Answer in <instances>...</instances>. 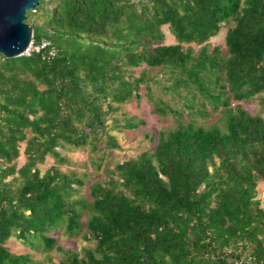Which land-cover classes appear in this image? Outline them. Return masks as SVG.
<instances>
[{
    "label": "trees",
    "instance_id": "obj_1",
    "mask_svg": "<svg viewBox=\"0 0 264 264\" xmlns=\"http://www.w3.org/2000/svg\"><path fill=\"white\" fill-rule=\"evenodd\" d=\"M26 16L38 49L0 53V264H44L13 238L56 249L52 264H264V0H40ZM225 25L226 49L211 46ZM142 87L175 127L81 195L90 175L62 169L58 148H121L111 131L145 122L108 120ZM254 98L257 113L241 103ZM62 225L93 245H57Z\"/></svg>",
    "mask_w": 264,
    "mask_h": 264
},
{
    "label": "rangeland",
    "instance_id": "obj_2",
    "mask_svg": "<svg viewBox=\"0 0 264 264\" xmlns=\"http://www.w3.org/2000/svg\"><path fill=\"white\" fill-rule=\"evenodd\" d=\"M166 39L163 43H174V37L168 30L167 26L163 27ZM228 26L225 25L222 27L221 31L217 36L212 37L208 42L211 46L220 45L222 49H226L225 36ZM185 47H193L196 51L199 49L200 45L195 43L185 44ZM142 68H135L136 74L140 72ZM158 78L163 79L164 74L161 72L157 76ZM153 93L154 98L162 99L166 102H171L175 107L180 105V99L177 96H174L171 92H167L163 85L153 84ZM242 105L247 108L252 113H257L262 111V106L258 98H254L247 102H241ZM209 111H211L209 109ZM264 115V112H262ZM136 117V119H143L144 124L140 125L138 128L134 129H123V130H113L114 133L121 145L119 149H109L102 151L94 152L91 146L85 147H71L67 146L64 148H58L60 152L69 159V163L59 165L64 170H76L80 173L87 172L90 176L87 178V185L83 188L81 195L88 194V185L93 179H107V171L112 169L115 164L122 162L131 157L137 156L140 152L145 149L153 148L155 141L152 140V136L155 133H158L160 130H169L175 127L176 122L174 117L170 114L160 115L155 112L153 102L146 98L145 89L142 87L141 98L136 99L132 98L128 102L121 105L120 109L113 113L108 120V123L112 124L115 122H121L125 117ZM198 123L209 125L211 123L217 122V114L213 113L209 117L201 118L196 117ZM24 143H21V155L17 159L18 166H20L25 161V155L23 153ZM104 155V161L102 162L101 169H96V162L99 160V157ZM55 164L54 158L51 156L46 157V161L42 164H39V167L42 171L46 170L51 165ZM259 195L264 198V184L260 183L258 186ZM57 237V245L63 246L64 248H73L75 250H81L83 247H91L93 241H88L82 236V232L75 236H69L65 227L59 226L55 231L51 232ZM8 248L16 253H31L34 259L41 260L44 264H52L53 262H58L61 255L56 249L51 251H43L42 247L32 250L28 244L22 243L21 241L13 238L7 243ZM52 258V259H51Z\"/></svg>",
    "mask_w": 264,
    "mask_h": 264
},
{
    "label": "water",
    "instance_id": "obj_3",
    "mask_svg": "<svg viewBox=\"0 0 264 264\" xmlns=\"http://www.w3.org/2000/svg\"><path fill=\"white\" fill-rule=\"evenodd\" d=\"M40 0H0V53L14 58L33 46V27L25 22L26 12Z\"/></svg>",
    "mask_w": 264,
    "mask_h": 264
},
{
    "label": "built area",
    "instance_id": "obj_4",
    "mask_svg": "<svg viewBox=\"0 0 264 264\" xmlns=\"http://www.w3.org/2000/svg\"><path fill=\"white\" fill-rule=\"evenodd\" d=\"M45 43L43 42L42 44H41V46H43ZM35 48H37V47H35V46H31L26 52H25V54H28L29 52H30V50H32V49H35ZM38 49V48H37ZM253 264H257V263H253Z\"/></svg>",
    "mask_w": 264,
    "mask_h": 264
},
{
    "label": "bare ground",
    "instance_id": "obj_5",
    "mask_svg": "<svg viewBox=\"0 0 264 264\" xmlns=\"http://www.w3.org/2000/svg\"><path fill=\"white\" fill-rule=\"evenodd\" d=\"M28 49H29V48H28ZM28 49H27V50H28ZM27 50H25V51H27Z\"/></svg>",
    "mask_w": 264,
    "mask_h": 264
}]
</instances>
